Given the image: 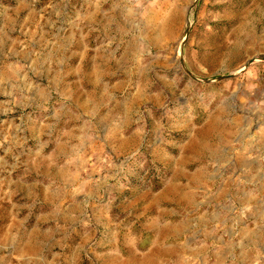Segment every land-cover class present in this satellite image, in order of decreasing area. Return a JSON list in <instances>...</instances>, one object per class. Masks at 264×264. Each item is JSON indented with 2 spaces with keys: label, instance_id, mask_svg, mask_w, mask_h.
<instances>
[{
  "label": "rangeland",
  "instance_id": "rangeland-1",
  "mask_svg": "<svg viewBox=\"0 0 264 264\" xmlns=\"http://www.w3.org/2000/svg\"><path fill=\"white\" fill-rule=\"evenodd\" d=\"M2 68L0 264H264V0H0Z\"/></svg>",
  "mask_w": 264,
  "mask_h": 264
},
{
  "label": "crops",
  "instance_id": "crops-1",
  "mask_svg": "<svg viewBox=\"0 0 264 264\" xmlns=\"http://www.w3.org/2000/svg\"><path fill=\"white\" fill-rule=\"evenodd\" d=\"M0 73H2V78L4 79L3 81H5V69H3L2 68V71L0 72ZM1 75V74H0ZM1 77V76H0ZM2 85L3 84H1V81H0V88H2ZM186 229H185V227H182V226H180V225H177V226H174V228H173V231L171 232L173 235H176V236H181L182 234H184L186 231H185ZM175 247H176V253H178V256H180L181 254H182V252H181V250H179L178 252H177V250L181 247V245H175ZM174 247V248H175ZM178 247V248H177ZM183 247V246H182ZM181 249V248H180ZM179 252H180V255H179ZM180 258V257H179ZM154 264H161V262H159V261H157V263L156 262H154Z\"/></svg>",
  "mask_w": 264,
  "mask_h": 264
},
{
  "label": "bare ground",
  "instance_id": "bare-ground-1",
  "mask_svg": "<svg viewBox=\"0 0 264 264\" xmlns=\"http://www.w3.org/2000/svg\"><path fill=\"white\" fill-rule=\"evenodd\" d=\"M4 80V79H3ZM3 89V88H2ZM1 91V90H0ZM154 254V253H153ZM150 259V258H149ZM152 262H154V260L152 261ZM162 264V263H161Z\"/></svg>",
  "mask_w": 264,
  "mask_h": 264
},
{
  "label": "water",
  "instance_id": "water-1",
  "mask_svg": "<svg viewBox=\"0 0 264 264\" xmlns=\"http://www.w3.org/2000/svg\"><path fill=\"white\" fill-rule=\"evenodd\" d=\"M251 63V62H250Z\"/></svg>",
  "mask_w": 264,
  "mask_h": 264
}]
</instances>
